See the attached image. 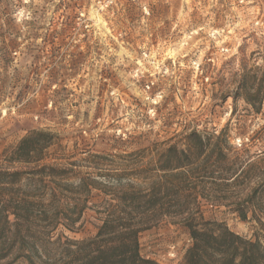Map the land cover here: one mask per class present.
<instances>
[{
  "label": "rangeland",
  "instance_id": "obj_1",
  "mask_svg": "<svg viewBox=\"0 0 264 264\" xmlns=\"http://www.w3.org/2000/svg\"><path fill=\"white\" fill-rule=\"evenodd\" d=\"M244 71L264 77V0H0V167H30L8 166L4 154L32 131L54 136L43 164L96 173L119 167L89 163L94 155L145 151L140 165H154L191 134L212 140L225 129L242 160L264 169V101L259 112L234 101ZM202 205L206 219L259 233L264 245L261 228L233 208ZM99 224L87 211L57 235L86 240ZM139 241L159 264H184L192 245L176 218Z\"/></svg>",
  "mask_w": 264,
  "mask_h": 264
},
{
  "label": "trees",
  "instance_id": "obj_2",
  "mask_svg": "<svg viewBox=\"0 0 264 264\" xmlns=\"http://www.w3.org/2000/svg\"><path fill=\"white\" fill-rule=\"evenodd\" d=\"M263 89L264 77L244 71L234 101L241 97L259 112ZM211 137L195 132L184 148L159 153L154 165H140L145 151L94 155L89 163L119 169L83 173L77 162L43 164L54 136L30 132L4 154L8 166L30 167H0V264H159L142 256L139 236L164 218L180 219L189 231L184 264H264L259 233L245 237L204 216L202 202L231 207L264 232V169L242 160L225 129ZM87 211L100 222L94 237L57 235L60 227L76 230Z\"/></svg>",
  "mask_w": 264,
  "mask_h": 264
},
{
  "label": "built area",
  "instance_id": "obj_3",
  "mask_svg": "<svg viewBox=\"0 0 264 264\" xmlns=\"http://www.w3.org/2000/svg\"><path fill=\"white\" fill-rule=\"evenodd\" d=\"M169 256L174 258L176 256L175 247L172 246L171 251L169 252Z\"/></svg>",
  "mask_w": 264,
  "mask_h": 264
}]
</instances>
